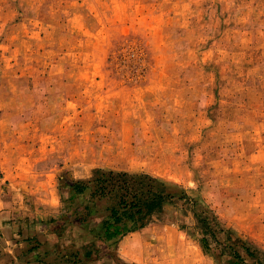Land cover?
Here are the masks:
<instances>
[{
  "label": "rangeland",
  "instance_id": "obj_1",
  "mask_svg": "<svg viewBox=\"0 0 264 264\" xmlns=\"http://www.w3.org/2000/svg\"><path fill=\"white\" fill-rule=\"evenodd\" d=\"M98 167L186 189L264 264V0H0V205L66 203ZM203 235L177 201L132 264L234 259Z\"/></svg>",
  "mask_w": 264,
  "mask_h": 264
},
{
  "label": "crops",
  "instance_id": "obj_2",
  "mask_svg": "<svg viewBox=\"0 0 264 264\" xmlns=\"http://www.w3.org/2000/svg\"><path fill=\"white\" fill-rule=\"evenodd\" d=\"M92 190L43 208L12 193L0 213V264H132L131 234L108 238L116 198ZM81 195V196H80ZM32 205L34 207H32ZM65 205L67 208H65ZM43 206V205H41ZM39 207V206H38Z\"/></svg>",
  "mask_w": 264,
  "mask_h": 264
},
{
  "label": "trees",
  "instance_id": "obj_3",
  "mask_svg": "<svg viewBox=\"0 0 264 264\" xmlns=\"http://www.w3.org/2000/svg\"><path fill=\"white\" fill-rule=\"evenodd\" d=\"M93 174L90 179L76 181L73 190L81 194L94 186L92 197L112 195L116 198V205L111 208L113 222L108 227V231L112 229L108 238L137 231L149 225L155 217L161 216L168 206L184 201L193 210L203 230L201 243L206 251L211 247V240L217 245H223L224 250L231 248L234 259H226L224 264H243L245 258L239 247L245 248L249 255L252 254L249 246L241 239L227 244V239H232V229L227 228L208 205L199 197L191 196L186 189L177 185L171 188L167 182L146 172L98 167L93 170ZM222 236L226 237L225 241Z\"/></svg>",
  "mask_w": 264,
  "mask_h": 264
},
{
  "label": "built area",
  "instance_id": "obj_4",
  "mask_svg": "<svg viewBox=\"0 0 264 264\" xmlns=\"http://www.w3.org/2000/svg\"><path fill=\"white\" fill-rule=\"evenodd\" d=\"M2 198H3V194L0 191V202L3 201ZM3 209H4L3 206L0 205V213L2 212Z\"/></svg>",
  "mask_w": 264,
  "mask_h": 264
}]
</instances>
